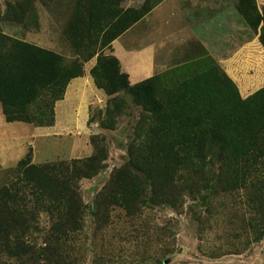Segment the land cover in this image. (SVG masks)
<instances>
[{
    "label": "rangeland",
    "instance_id": "374dc122",
    "mask_svg": "<svg viewBox=\"0 0 264 264\" xmlns=\"http://www.w3.org/2000/svg\"><path fill=\"white\" fill-rule=\"evenodd\" d=\"M113 1L115 13L145 2ZM179 1L153 0V7L112 42L102 46L101 37L93 36L78 50L74 30L86 28L92 0H48L45 6L39 0H0L2 34L53 50L66 64H82V76L69 81L63 101L54 105L57 122L52 125L7 122L0 104V189L28 195L29 208L33 190L19 183L21 159L28 157L57 177H69L67 169L94 162L90 177L72 183L82 207L79 227L54 246L50 214L40 209L34 219L38 231L27 234L36 248L49 243L64 252L66 264H264V228L257 219L252 183L211 191L204 179L189 181L191 185L183 180L170 187L172 202L146 199L133 210L108 201L112 173L129 164L135 134L151 116L128 91L111 95L96 84L90 70L100 57H117L130 84L156 76L166 91L208 67L227 75L242 98L264 87L263 23L256 29L249 26L237 11V0ZM255 3L264 15V0ZM112 19L105 15L102 26ZM170 23L179 37L170 34ZM89 88L94 93L86 95ZM154 185L161 188L156 180ZM6 258L0 264H18ZM42 258L35 263L64 264Z\"/></svg>",
    "mask_w": 264,
    "mask_h": 264
},
{
    "label": "trees",
    "instance_id": "16d2710c",
    "mask_svg": "<svg viewBox=\"0 0 264 264\" xmlns=\"http://www.w3.org/2000/svg\"><path fill=\"white\" fill-rule=\"evenodd\" d=\"M39 1L44 6L48 3ZM152 1L115 13L111 9L115 1L92 0L88 23L83 26L86 28L74 30L76 49L85 47L84 39L90 43L93 36L101 37L102 46L109 44L142 18L153 7ZM236 7L254 29L263 23L260 38L264 43V15L255 0H237ZM105 15L113 17L107 27L102 26ZM102 30L106 31L101 35ZM81 67L80 61L66 64L53 50L0 32V104L5 120L52 125L54 105L63 98L69 81L82 76ZM90 74L111 95L128 91L151 116L148 125L135 134L129 164L112 173L109 202L129 210L146 204V199L170 203L168 197L174 195H170V187L183 180L191 185L189 181L204 179L211 191L217 187L225 191L247 188L252 183L256 186L252 197L257 204V219L264 228V87L242 98L235 83L217 67L203 69L170 91L156 76L130 84L113 55L100 57ZM119 109L118 105L113 111ZM27 158L18 162L16 170L22 175L19 183L33 190L32 208L26 202L28 195L18 196L9 187L0 189V260L7 257L5 261L36 264L43 257L66 264L64 252L54 246L79 227L82 207L72 183L90 177L94 162L67 169L69 177H57ZM154 180L160 189H156ZM40 209L51 217L52 247L46 243L36 248L26 240L27 234L38 231L34 219Z\"/></svg>",
    "mask_w": 264,
    "mask_h": 264
},
{
    "label": "crops",
    "instance_id": "0c3cea01",
    "mask_svg": "<svg viewBox=\"0 0 264 264\" xmlns=\"http://www.w3.org/2000/svg\"><path fill=\"white\" fill-rule=\"evenodd\" d=\"M178 2H180L179 0H177ZM159 6V5H158ZM172 27H174V25H173V23H170V34H172V36L173 37H179V31L178 30H173L172 31ZM172 31V32H171ZM174 33V34H173ZM92 81L93 80H91V83H92ZM92 86H93V84H92ZM94 87V86H93ZM94 93V91H93V89L92 88H89L88 89V91H87V93H86V95H88V94H93ZM61 101H63V99L61 100ZM56 113H55V120H54V123H55V121L57 122V118H56Z\"/></svg>",
    "mask_w": 264,
    "mask_h": 264
}]
</instances>
